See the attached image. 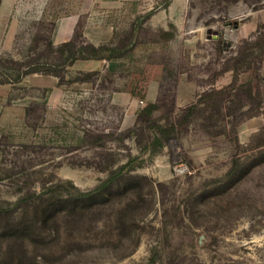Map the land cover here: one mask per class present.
Wrapping results in <instances>:
<instances>
[{
  "label": "rangeland",
  "instance_id": "1",
  "mask_svg": "<svg viewBox=\"0 0 264 264\" xmlns=\"http://www.w3.org/2000/svg\"><path fill=\"white\" fill-rule=\"evenodd\" d=\"M76 34L125 53L14 81ZM263 58L264 0H0V264H264Z\"/></svg>",
  "mask_w": 264,
  "mask_h": 264
},
{
  "label": "trees",
  "instance_id": "2",
  "mask_svg": "<svg viewBox=\"0 0 264 264\" xmlns=\"http://www.w3.org/2000/svg\"><path fill=\"white\" fill-rule=\"evenodd\" d=\"M79 35H74L70 40L64 41L56 47L54 46V43L51 39L48 40L49 47L51 49H56V52L59 54L57 58H55V64L50 66L49 68H46L44 65L40 63V59H42V55L39 56H28L27 60L18 62L16 61V67L20 71L18 76L14 79L15 82L21 81L26 75L31 73H42L47 72L51 75H54L55 77L59 78V81L61 83H64L66 80L65 71L68 66L73 65L77 60L79 59H112L115 57L122 56L125 52L122 51V47H108L105 45L102 46H96L93 43H90L88 41H79ZM105 51H110V54H105ZM264 60V58L262 59ZM259 77V75L257 76ZM239 90H243L242 94H245V96L248 97V99L251 101H255L254 98V86L252 82L249 83H243L238 85ZM223 90V89H222ZM213 91L214 94H221L223 91ZM211 93H204V94H213ZM241 94V93H240ZM202 99H200L201 101ZM198 104V102L194 103L193 105ZM158 108L157 104H150L147 107H145L143 110L140 111L137 117L136 125L133 129H130L128 131H123L122 133L127 135L128 137H131L139 132L142 128V123L147 121H154L156 123V118L154 117V112ZM162 128V125L159 126ZM166 131V130H165ZM168 134L165 133L164 139L168 138ZM110 179L105 180L101 184L97 185L95 188H93L90 191L83 192V196L86 197H96L97 195H100L103 193L102 189L105 184L109 182ZM102 195V194H101ZM48 208V207H47ZM49 209V208H48ZM48 210L45 209V213Z\"/></svg>",
  "mask_w": 264,
  "mask_h": 264
},
{
  "label": "crops",
  "instance_id": "3",
  "mask_svg": "<svg viewBox=\"0 0 264 264\" xmlns=\"http://www.w3.org/2000/svg\"><path fill=\"white\" fill-rule=\"evenodd\" d=\"M93 1L118 3L119 1H125V0H93ZM4 97L5 96L3 95L2 97H0V122L3 121L4 117H6L7 108L9 107ZM262 126H264V115L256 116L250 119L247 123H244L240 126L239 128L240 138L243 141L249 140V136H251L254 132H256Z\"/></svg>",
  "mask_w": 264,
  "mask_h": 264
},
{
  "label": "water",
  "instance_id": "4",
  "mask_svg": "<svg viewBox=\"0 0 264 264\" xmlns=\"http://www.w3.org/2000/svg\"><path fill=\"white\" fill-rule=\"evenodd\" d=\"M238 26V21L235 22V27ZM207 38L208 39H214L217 40L219 38V31L215 30L213 28H208L207 30ZM201 242H203V240H201Z\"/></svg>",
  "mask_w": 264,
  "mask_h": 264
}]
</instances>
